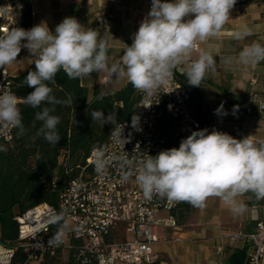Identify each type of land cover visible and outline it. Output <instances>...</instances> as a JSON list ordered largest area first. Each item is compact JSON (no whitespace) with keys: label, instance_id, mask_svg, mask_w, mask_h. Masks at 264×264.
Masks as SVG:
<instances>
[{"label":"clouds","instance_id":"1","mask_svg":"<svg viewBox=\"0 0 264 264\" xmlns=\"http://www.w3.org/2000/svg\"><path fill=\"white\" fill-rule=\"evenodd\" d=\"M236 2L152 0L151 9L140 22L131 45L125 44L121 61L111 66L107 63L106 40L96 29L85 28L74 17H65L56 25L54 33L45 22L27 30L12 28L0 35V68L16 62L22 49H27L35 58V70L28 71L24 78L26 86L34 90L23 102L32 108L62 103L52 95L53 89L49 86L60 70L69 79H81L100 71L126 77L134 89L150 98L167 83L177 64L189 60L197 42L203 43L220 33ZM190 15L194 18L185 19ZM250 35L252 31L247 27L234 33L237 40ZM239 60L253 66L264 61V45L253 42L244 47ZM215 64L211 53L201 49L198 59L188 63L185 73L188 84L201 87L206 72L215 71ZM53 111L54 108L44 107L35 118L43 122L39 133L50 144L57 145L61 139L57 131L60 117L50 114ZM215 111L220 114L223 103ZM91 115L93 120L114 125L111 138L123 144L127 142L124 127L115 126L114 114L105 116L94 111ZM0 124L17 128L20 134L24 132L18 97L10 89H0ZM137 124L135 115L132 126ZM258 145L250 136L236 139L215 129L196 130L182 139L178 148L162 150L156 156L144 154L136 180L149 200L157 194L169 201L203 207L209 196H218L232 206L234 213H242L246 206L236 202L238 195L252 192L257 200L264 199V140ZM0 151L6 149L0 146ZM60 236L61 233L54 234L49 243L59 242Z\"/></svg>","mask_w":264,"mask_h":264},{"label":"built area","instance_id":"2","mask_svg":"<svg viewBox=\"0 0 264 264\" xmlns=\"http://www.w3.org/2000/svg\"><path fill=\"white\" fill-rule=\"evenodd\" d=\"M151 4L152 0H146L143 19ZM19 17L18 3L0 4V35L15 28ZM196 51L198 42L191 54ZM190 61L191 55L183 63L188 66ZM12 78L1 68L0 89L13 92ZM136 93L133 116L138 117L137 126H132V120L116 125L124 127L127 142L111 138L112 129L105 146L91 150L78 174L59 191L55 205L40 203L15 217L25 262L35 264L63 250L70 251L71 264H159V254L153 249L159 240L157 228L178 227L173 212L181 201L157 194L145 198L136 177L144 154L156 156L172 148L169 135L187 138L199 129V122L188 108L190 94L174 72L150 98ZM22 102L18 97V107ZM165 116L178 121L169 135L163 125ZM14 129L0 124V141L10 143ZM261 209L253 232L234 231L227 236L229 241L246 243L245 264H260L264 256V205ZM56 233H61L60 241L49 243ZM12 256V247H0V264H11Z\"/></svg>","mask_w":264,"mask_h":264},{"label":"crops","instance_id":"3","mask_svg":"<svg viewBox=\"0 0 264 264\" xmlns=\"http://www.w3.org/2000/svg\"><path fill=\"white\" fill-rule=\"evenodd\" d=\"M31 23L27 29L45 22L54 33L65 17L76 18L85 28L96 29L108 45V65L119 63L126 45L143 20L146 0H29ZM194 18L193 16L187 17ZM223 29L205 42H198V51L191 60L198 59L201 49L214 57L215 71L208 70L198 89L200 98L211 112L209 127L236 139L250 136L257 143L264 140V61L255 66L239 60L242 49L253 42L264 45V4L234 5ZM247 27L252 35L237 40L234 33ZM35 58L22 49L17 61L4 68L13 76L26 71ZM187 66L182 62L173 69L186 79ZM187 80V79H186ZM126 77L110 76L106 71L94 72L79 79L87 91L88 101L96 95L106 96L123 88ZM223 103V111L216 109ZM234 108L238 109L234 111ZM227 113L226 115L224 113ZM246 208L234 213L231 205L221 197L209 196L203 207H194L177 222L176 229L158 227L159 240L153 249L159 254V264H230L235 250H244L243 241H229L234 231L253 232L264 199L247 192L235 197ZM177 221V220H176ZM7 247L0 243V247ZM260 264H264L262 256Z\"/></svg>","mask_w":264,"mask_h":264},{"label":"trees","instance_id":"4","mask_svg":"<svg viewBox=\"0 0 264 264\" xmlns=\"http://www.w3.org/2000/svg\"><path fill=\"white\" fill-rule=\"evenodd\" d=\"M19 4L20 17L15 28H28L31 23V7L29 0H0V4ZM245 3L264 4V0H237L235 5ZM35 62L25 72L12 78V89L17 97L24 100L34 89L26 86L24 78L28 71L35 70ZM1 69V68H0ZM190 94L188 108L191 115L199 122V129L212 130L210 109L203 104L197 88L188 84L187 80L177 75ZM52 95L62 101L60 104H42L40 108H32L22 102L19 105L23 134L15 128L10 143L0 141L6 151H0V243L13 248L11 264H30L25 262L26 254L18 246V227L15 217L40 204H56L57 194L65 189L68 182L75 177L86 163L91 150L105 146L111 123L93 120L94 111L103 112L105 116L114 114L116 125L130 122L136 111L138 96L136 89L128 82L113 94L96 95L88 101L86 89L80 85L79 79H69L63 70L55 76V82L49 83ZM71 101V102H69ZM54 108L50 114L60 117L57 131L61 137L57 145L46 141L39 129L42 121L35 118L42 108ZM177 120L165 116L163 125L166 132H173ZM104 124V125H103ZM115 125V126H116ZM173 147H179L183 137L169 135ZM62 158L61 163L59 162ZM192 205L181 201L173 212L177 222L190 212ZM230 264H245V251L235 250L230 257ZM70 251L57 250L54 256H43L35 264H71Z\"/></svg>","mask_w":264,"mask_h":264}]
</instances>
